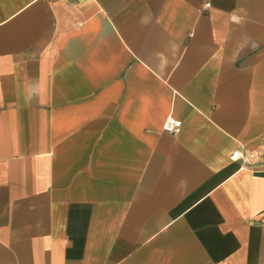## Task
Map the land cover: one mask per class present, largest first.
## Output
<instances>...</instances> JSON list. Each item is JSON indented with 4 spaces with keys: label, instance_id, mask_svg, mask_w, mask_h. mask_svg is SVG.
<instances>
[{
    "label": "crops",
    "instance_id": "crops-1",
    "mask_svg": "<svg viewBox=\"0 0 264 264\" xmlns=\"http://www.w3.org/2000/svg\"><path fill=\"white\" fill-rule=\"evenodd\" d=\"M0 264H264V0H0Z\"/></svg>",
    "mask_w": 264,
    "mask_h": 264
},
{
    "label": "built area",
    "instance_id": "built-area-1",
    "mask_svg": "<svg viewBox=\"0 0 264 264\" xmlns=\"http://www.w3.org/2000/svg\"><path fill=\"white\" fill-rule=\"evenodd\" d=\"M173 132L174 133H177L179 132V128H175L173 129ZM231 159L234 160V161H238V160H242L243 162L245 163H250V162H253V160H255V155L253 154H250V155H246L244 152L242 151H236L235 153H233L231 155Z\"/></svg>",
    "mask_w": 264,
    "mask_h": 264
}]
</instances>
